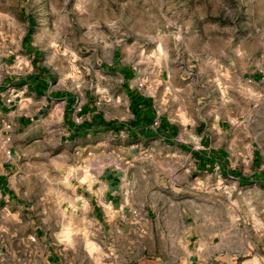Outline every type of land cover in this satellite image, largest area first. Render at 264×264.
<instances>
[{
	"label": "rangeland",
	"instance_id": "obj_1",
	"mask_svg": "<svg viewBox=\"0 0 264 264\" xmlns=\"http://www.w3.org/2000/svg\"><path fill=\"white\" fill-rule=\"evenodd\" d=\"M122 68L163 108L203 106L204 116L213 111L245 133L236 150H264V0H0V91L11 77L42 70L49 90L71 93L77 125L90 118L82 111L90 103L120 129L134 119L127 95L119 99ZM59 120L30 126V136H44L34 148L44 143L46 151L31 163L22 158L14 179V203L25 211L0 207V264H48L53 246L71 264H180L169 218L176 213L180 224L185 207L152 205V190L190 185L194 174L155 159L126 126L79 138L69 136L62 113ZM115 167L138 179L140 195L111 233L72 212L71 182L74 169L96 176ZM252 208L238 199L237 219L249 222Z\"/></svg>",
	"mask_w": 264,
	"mask_h": 264
},
{
	"label": "crops",
	"instance_id": "obj_2",
	"mask_svg": "<svg viewBox=\"0 0 264 264\" xmlns=\"http://www.w3.org/2000/svg\"><path fill=\"white\" fill-rule=\"evenodd\" d=\"M120 74L119 99L127 95L134 115L129 123H120V129L118 122H107L89 108L90 103L82 109L90 118L77 125L71 117L74 106L71 93L49 90L44 83L47 74L42 70L31 77L10 78L6 89L0 91V207L5 206L9 212L12 208L25 211L22 205L14 203L19 196L14 179L22 158L31 163L46 151L44 143L34 148L33 143L41 142L44 136H30V126L42 125L44 121L60 125L62 113L69 136L91 138L93 131L106 129L107 123H113L110 128L115 131H123L126 126L128 132L138 133V140L155 159L177 165L185 177L194 174L196 180L190 185L152 190L157 191L152 205L163 200L165 205L185 207L180 209L182 224L175 223L176 213L169 218L171 230L177 234L172 233V244L180 245L184 254L180 264H264V150H252L249 146L247 150H236V142L247 137L245 133H237L230 119L213 111L210 117L204 116L203 106L163 108L153 95L146 96L132 87L130 82L135 79L128 68H122ZM84 147L85 151L92 149L89 143ZM75 172L79 174L71 182L72 212L84 221L103 224L104 232L106 228L111 233L116 231L118 224L127 220V212L138 203L135 199L140 195L138 179L130 178L118 167L104 168L96 176L90 170L74 169ZM208 173L210 176L204 182ZM238 199L253 206L251 220L246 224L236 216ZM143 200L141 203L148 205L145 197ZM192 205L196 208H190ZM143 220L147 221L145 217ZM217 237L219 240L215 242ZM239 244H244L245 250L237 251ZM47 263L71 264V261L64 262L60 248L53 246Z\"/></svg>",
	"mask_w": 264,
	"mask_h": 264
},
{
	"label": "trees",
	"instance_id": "obj_3",
	"mask_svg": "<svg viewBox=\"0 0 264 264\" xmlns=\"http://www.w3.org/2000/svg\"><path fill=\"white\" fill-rule=\"evenodd\" d=\"M113 123H107L106 126L109 128V127H112Z\"/></svg>",
	"mask_w": 264,
	"mask_h": 264
},
{
	"label": "built area",
	"instance_id": "obj_4",
	"mask_svg": "<svg viewBox=\"0 0 264 264\" xmlns=\"http://www.w3.org/2000/svg\"><path fill=\"white\" fill-rule=\"evenodd\" d=\"M140 86H143V84L141 83ZM0 138H1V136H0ZM6 141H9V139H6Z\"/></svg>",
	"mask_w": 264,
	"mask_h": 264
}]
</instances>
